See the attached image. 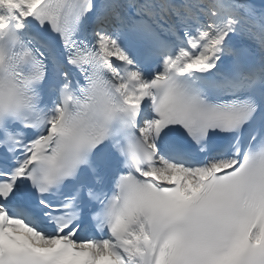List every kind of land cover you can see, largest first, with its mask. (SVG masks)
<instances>
[{
	"label": "snow or ice",
	"instance_id": "snow-or-ice-1",
	"mask_svg": "<svg viewBox=\"0 0 264 264\" xmlns=\"http://www.w3.org/2000/svg\"><path fill=\"white\" fill-rule=\"evenodd\" d=\"M0 264H264V0H0Z\"/></svg>",
	"mask_w": 264,
	"mask_h": 264
}]
</instances>
